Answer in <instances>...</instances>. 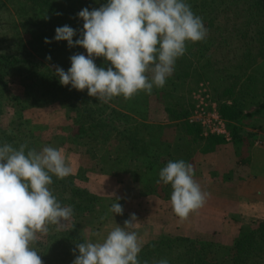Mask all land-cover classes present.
Instances as JSON below:
<instances>
[{
    "label": "trees",
    "instance_id": "obj_1",
    "mask_svg": "<svg viewBox=\"0 0 264 264\" xmlns=\"http://www.w3.org/2000/svg\"><path fill=\"white\" fill-rule=\"evenodd\" d=\"M186 2L202 18L206 38L187 42L185 54L177 59L174 73L164 87H154L150 94L140 91L131 98L113 97L104 103L88 96L86 89L76 91L61 86L52 74L54 68L50 65L60 62L52 63L53 60L69 58L83 49L69 48L66 42L45 44L44 39H51L54 29L65 24L79 30L82 21L77 13L85 7L98 8L105 0H0V144L8 143L17 149L26 144V152L38 151V131L29 126L24 110L46 105L62 107L66 103L73 112L68 115L73 126L71 141L89 149L115 141L116 153L122 150L116 159L125 157L124 161H133L142 170L144 194L162 187L164 198H170L172 188L158 182V174L169 161L191 164L198 151L209 153L226 143L236 151L246 142L250 146L248 141L253 135L244 129L245 122L251 116L264 114V71L257 65L258 61L264 62V0ZM9 8L17 18L10 17L5 22L2 16ZM49 55L50 65H46L45 57ZM98 62L108 66L102 57ZM11 76L30 81L23 86L24 101L15 94L18 91L12 92ZM186 79H192L193 87L199 81L212 82L211 101L216 103L217 113L226 124L230 142L217 136L204 137L201 128L189 122L191 100L171 95L168 88L172 82ZM150 100H156L185 137L177 158L170 155L169 146L162 140L160 130L163 132L164 128L160 125L156 134L150 133L149 137L141 133L152 127L145 122ZM106 154L109 160L113 158L108 149ZM52 180L50 190L62 206L73 208V215L65 227L38 237L33 247L42 256L43 264H72L76 244L86 242L78 227L98 208L100 198L75 185L71 175L62 179L53 176ZM251 222L240 228L227 248L203 236L163 235L143 245L138 260L140 264H155L162 258L169 264H264V219Z\"/></svg>",
    "mask_w": 264,
    "mask_h": 264
},
{
    "label": "clouds",
    "instance_id": "obj_2",
    "mask_svg": "<svg viewBox=\"0 0 264 264\" xmlns=\"http://www.w3.org/2000/svg\"><path fill=\"white\" fill-rule=\"evenodd\" d=\"M77 18L82 21L79 30L65 24L44 39L45 44L66 42L69 48L84 50L69 57L67 70L53 65L52 74L61 86L86 89L88 96L104 103L164 87L187 42L207 36L202 18L186 0H105L98 8L81 9ZM99 57L107 67L97 66ZM45 59L51 61V56ZM26 147L0 144V264H43L33 247L37 233H47L48 224L63 227L73 215V208L62 206L49 187L53 176L62 179L71 172L61 151L44 146L26 152ZM158 177V182L171 185L170 203L178 217L201 207L208 196L184 160L169 161ZM112 196L110 210L122 215L119 198ZM135 222L133 214L102 242L77 243L72 264H140L141 245L130 230ZM155 264L169 262L162 258Z\"/></svg>",
    "mask_w": 264,
    "mask_h": 264
},
{
    "label": "rangeland",
    "instance_id": "obj_3",
    "mask_svg": "<svg viewBox=\"0 0 264 264\" xmlns=\"http://www.w3.org/2000/svg\"><path fill=\"white\" fill-rule=\"evenodd\" d=\"M6 12L2 16L5 22H8L10 17L16 20L17 16L13 13V10L9 8ZM80 53H84V50ZM98 59L95 58L97 66H103L102 64L100 65ZM55 62H59L55 65L62 67L64 70L70 67L69 58L65 56L58 57L52 61V63ZM260 62L258 61L257 65L264 71V62ZM49 63L50 61L45 62L46 65H50ZM52 66L50 65V67ZM10 79L14 81L11 87L12 92L18 91L15 94H18L24 101L26 95L24 94L23 86L30 83V81H21V79L12 76ZM168 86L171 95L184 97L186 100L190 99L192 109L196 103L194 95H197L200 89L205 90L204 94L207 95L208 101L213 103L211 101L213 85L210 80L199 81L194 87L192 79L172 82ZM21 87L23 90H21ZM190 88H192L191 93L188 92ZM66 106L65 103L62 107L60 105H46L42 108L28 107L24 110L23 114L29 122V126L38 131L36 133L37 144L39 146L38 151L44 146L59 149L65 158L66 164L71 168L69 175L72 176L74 184L80 188L87 189L92 195L100 198L98 208L91 215L87 216L78 227L86 242H102L116 224L123 227L124 222L134 214L137 222L134 223L133 228L130 230L137 233L138 242L141 247L159 236L189 234L188 236H203L216 245L227 248L231 239H220L222 235L219 233L220 228L218 224L220 223L223 226L226 221L222 218L227 220L231 215H235L238 204L236 200L230 201L232 199L226 197L228 191L225 189L224 184H220L222 185L221 188L218 186L216 194H213V196L209 195L214 192L211 190L215 182L210 181L207 177H212L210 175L211 169L218 170L220 161L224 162L222 157H224L225 152L233 153L237 157V154L243 151L242 154L244 153L243 156L245 157V155L250 156L252 147L264 149V114L251 116L245 122L247 125L244 128L253 135V138L248 141V145L251 143L250 146H247L246 142L237 151L232 145L225 147L224 145H220L209 151V153L197 152L198 157L191 163L194 172L193 178L200 185L201 190L208 193V196L201 207L189 212L186 217L181 218L173 212L170 198H164L166 193H163L162 187L156 188L155 193L151 192L148 194L146 192L144 194L142 191V186L144 185L142 170L135 162L124 161L125 157L121 160L119 158L116 159L122 153V150L120 148L118 153H116L114 150L115 141V143L109 141L104 147L97 146L91 148L88 145L91 149L71 141L69 137L72 135L71 127L73 126H71L72 120L68 118V115L69 117L72 116L73 112L69 111ZM132 116L138 120V116ZM145 122L152 127L144 131L141 130L142 134L145 133L143 136L149 137L150 133L156 134L157 126L160 125V128H164L163 132L162 129L160 130L162 140L169 146L172 156L178 157L180 155L178 153L181 152L184 145L185 137L178 130L176 122L168 120L167 115L162 112V108L156 100H150ZM167 125L170 128H166ZM154 147L152 146V149ZM107 149L113 153V158L110 160L106 157ZM207 168L210 169L208 173L206 171ZM201 170L202 173H207L208 176L202 177ZM242 174L239 171L234 181L237 183L244 182V180L240 179L242 178ZM221 180L223 182V179ZM157 193H161V195L157 196ZM113 194L119 198L118 203L123 208L122 215H115L110 210L111 205L114 203ZM244 197L245 195L242 194V199ZM240 208H242V203ZM216 212H219V218L216 217ZM196 214L199 215L197 218L195 217ZM244 218L246 220L240 228L253 224L250 222L249 225H244L245 222L249 223L251 221V219L247 221L248 217ZM69 221L70 219L67 222ZM67 222H65L63 227L67 225ZM46 226L48 228L47 233H37V237L44 238L49 233L62 228L53 224ZM216 227L219 229L215 230L214 228Z\"/></svg>",
    "mask_w": 264,
    "mask_h": 264
},
{
    "label": "crops",
    "instance_id": "obj_4",
    "mask_svg": "<svg viewBox=\"0 0 264 264\" xmlns=\"http://www.w3.org/2000/svg\"><path fill=\"white\" fill-rule=\"evenodd\" d=\"M245 130L249 132L247 129ZM228 145L230 144L226 143L224 147ZM242 152L240 151V153L237 154V157L233 153L225 152L224 157H222L224 162L220 161L218 170H210L209 168L206 170L207 173L210 170V175H212V177L207 178L210 181L215 182L212 185L214 186L213 189H210L214 192L209 195L213 196V194H216L218 186L221 188L224 184L225 189L228 191L226 197L232 199L230 201L236 200V203L238 204L236 207V214L233 216L231 215L227 220L222 218L226 223L223 226L219 223L218 226L220 229L217 228L218 226L214 228L215 230L219 229V233L222 235L220 239H232L236 236L240 227L243 225L242 223L246 220L244 217H248L247 221L250 219L251 221L264 219V149L252 147L250 156L245 155V157ZM170 155L172 156L171 152ZM197 157L198 154H196L192 160L195 161ZM174 158L177 157L175 156ZM239 171L243 173L242 178L240 179L244 180V182L237 183L234 180L235 176H238ZM207 173H202L201 170L202 177L208 176ZM221 179H223V182ZM242 194L245 195L243 199ZM241 203L242 208H240ZM215 215L219 218V212H216ZM197 216L199 215L196 214L195 217L197 218ZM251 221H249V223L245 222L244 225H249ZM188 235L189 234H184L181 236Z\"/></svg>",
    "mask_w": 264,
    "mask_h": 264
},
{
    "label": "built area",
    "instance_id": "obj_5",
    "mask_svg": "<svg viewBox=\"0 0 264 264\" xmlns=\"http://www.w3.org/2000/svg\"><path fill=\"white\" fill-rule=\"evenodd\" d=\"M205 90H198L194 95L195 105L189 117L190 123L197 124L204 137L217 136L222 137L226 142H230V135L227 131L225 122L219 117L216 110V103H210Z\"/></svg>",
    "mask_w": 264,
    "mask_h": 264
}]
</instances>
